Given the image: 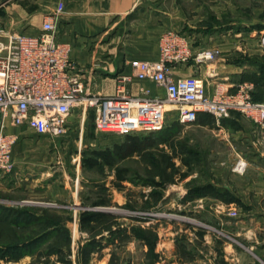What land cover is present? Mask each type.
Listing matches in <instances>:
<instances>
[{"label": "rangeland", "instance_id": "obj_1", "mask_svg": "<svg viewBox=\"0 0 264 264\" xmlns=\"http://www.w3.org/2000/svg\"><path fill=\"white\" fill-rule=\"evenodd\" d=\"M153 1L174 16L171 30L187 35L193 47L216 50L211 59L251 58L241 81L252 84L254 96L264 94V0ZM1 13L0 41H5ZM206 26L208 35L197 31ZM256 49L263 52L258 61ZM97 111V106L87 107L82 132L78 126L65 151H59L61 163L17 166L12 158L11 168L0 170V264L232 262L222 243L228 238L239 242L231 231L246 211L240 192L254 182V143L239 124L248 126L251 119L200 115L183 125L168 118L151 135L152 146L112 164L89 166L82 156L125 138L98 131ZM71 113L79 121L81 107ZM34 143L30 156L36 154ZM239 159L245 161L242 172L235 169ZM84 212H96L85 227L80 222ZM36 216L42 220L23 221Z\"/></svg>", "mask_w": 264, "mask_h": 264}, {"label": "built area", "instance_id": "obj_2", "mask_svg": "<svg viewBox=\"0 0 264 264\" xmlns=\"http://www.w3.org/2000/svg\"><path fill=\"white\" fill-rule=\"evenodd\" d=\"M62 8L59 2L44 16L37 35L5 32V41H0V170L11 168L12 148L18 138L8 126L26 124L37 132L61 136L67 133L69 115L77 106L82 120L87 107L97 106L94 126L105 133L156 131L164 126L170 111V117L183 125L197 121L200 112L223 118L235 111L264 126V99H253L252 84L241 81L229 90L217 83L209 95L201 78L173 75L176 65L190 59L203 62L216 54L210 48L194 51L190 38L175 30L160 34L156 60L133 62L135 77L161 86L163 96L150 95L143 86L139 95L128 94L126 75L118 77L114 94L87 95L86 79L70 57V46L55 35ZM235 167L242 172L245 161L239 159Z\"/></svg>", "mask_w": 264, "mask_h": 264}, {"label": "crops", "instance_id": "obj_3", "mask_svg": "<svg viewBox=\"0 0 264 264\" xmlns=\"http://www.w3.org/2000/svg\"><path fill=\"white\" fill-rule=\"evenodd\" d=\"M59 2L63 3V8L55 21V35L70 46V57L86 79L87 95L114 94L120 75L129 77L126 91L130 95H139L140 86L149 89L150 95H164L163 88L152 80L135 77L133 62L158 58L160 34L171 30L174 16L160 9L153 0H0L1 14L4 15L1 28L7 32L37 35L44 16L55 10ZM197 31L208 35L211 29L206 26L199 27ZM202 47L199 44L194 51ZM254 54L255 61H258L263 52L256 49ZM218 56L201 63L190 59L187 63L174 66L171 71L178 77L201 78L209 95L217 83L233 90L235 84L245 78L248 64L253 60ZM169 106V109H174V106ZM238 114L241 115L233 111L230 115L233 118ZM171 115L172 111L169 112V119ZM79 121L70 113L68 131L61 136L36 132L26 124L8 126V131L18 135L12 148L14 165H26L27 161H33L36 166L49 162L61 163L59 151H65L63 147L71 143L70 135L78 126L82 132L81 117ZM248 122V126L241 122L239 124L241 133L244 132L246 139L250 138L254 143V159L251 160L254 164V182L246 185V188L242 187L240 192V201L246 211L235 219L238 229L231 231L239 242L228 238L222 243L232 258L229 264H260L264 261V127L251 120ZM43 138L47 142H42ZM32 142L36 143L34 156L27 153ZM206 240L211 241L210 234L206 235Z\"/></svg>", "mask_w": 264, "mask_h": 264}, {"label": "trees", "instance_id": "obj_4", "mask_svg": "<svg viewBox=\"0 0 264 264\" xmlns=\"http://www.w3.org/2000/svg\"><path fill=\"white\" fill-rule=\"evenodd\" d=\"M252 97L254 100H263L264 94H257L256 96L252 94ZM200 115L211 116L208 113L200 112L198 114V118ZM148 133L150 134L145 135V136H139L137 134H130V133L125 134L124 140L120 143L114 144L112 147H109L103 150H97V149L90 150V157L86 158L85 156H82V159H83L82 162H84L85 164L89 166H93V165L100 164V163L112 164L115 159L124 158L129 155H132L133 153H140L141 151H143L144 148L148 146H152L154 144V141H153L154 138L151 139V135L156 133V131H151ZM2 213L4 212L0 211V214ZM16 216L18 217V219L19 217H22L20 214H17ZM95 216H96V212H84V214L80 216L81 226H84V227L87 226L88 223L91 221V219H93ZM36 217L37 218L29 219V220L26 219L23 221L24 223L25 222L34 223V222H38L39 220H42L38 216ZM50 231L52 230H49L47 232L43 231V232L52 233ZM18 247L19 246H17L16 248Z\"/></svg>", "mask_w": 264, "mask_h": 264}, {"label": "bare ground", "instance_id": "obj_5", "mask_svg": "<svg viewBox=\"0 0 264 264\" xmlns=\"http://www.w3.org/2000/svg\"><path fill=\"white\" fill-rule=\"evenodd\" d=\"M165 107L168 108V107H170V106H169V105H166Z\"/></svg>", "mask_w": 264, "mask_h": 264}]
</instances>
